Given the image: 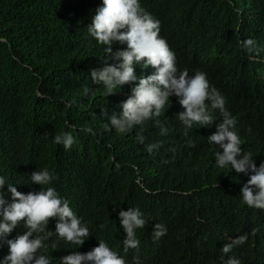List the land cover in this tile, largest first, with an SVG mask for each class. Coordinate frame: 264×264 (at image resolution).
<instances>
[{
    "label": "trees",
    "instance_id": "1",
    "mask_svg": "<svg viewBox=\"0 0 264 264\" xmlns=\"http://www.w3.org/2000/svg\"><path fill=\"white\" fill-rule=\"evenodd\" d=\"M101 3L0 0V175L27 193L40 188L29 184L31 173L47 167L55 176L51 186L69 199L92 233L78 249L63 241L56 250L49 247L52 264L72 251H90L98 239L129 264L136 256L141 264H221V248L238 236L246 242L228 255L240 264H264V210L248 207L240 197L249 177L216 167L207 140L219 117L212 127L194 126L185 135L176 117L183 108L173 96L160 116L164 132L151 120L127 133L107 126L103 112L119 115L132 85L107 95L90 76L105 59L103 46L87 32ZM141 3L160 21V35L174 50L178 68L206 73L225 97L242 149L259 166L264 162V0ZM248 39L253 44L242 47ZM124 47L113 45L114 51ZM153 71L136 66L138 76ZM86 127L95 135L80 131ZM65 131L75 137L68 150L54 140ZM149 144L156 145L151 153ZM130 206H138L148 223L137 231L139 249L125 252L118 212ZM55 223L50 218L49 230ZM155 223L167 227L159 241L152 238ZM23 230L20 226L9 238ZM7 252L6 245L0 247V257Z\"/></svg>",
    "mask_w": 264,
    "mask_h": 264
},
{
    "label": "clouds",
    "instance_id": "2",
    "mask_svg": "<svg viewBox=\"0 0 264 264\" xmlns=\"http://www.w3.org/2000/svg\"><path fill=\"white\" fill-rule=\"evenodd\" d=\"M160 31V21L142 6L141 0H102L96 8L87 32L103 46L105 59L102 67L90 71L92 81L102 85L107 95L126 84L132 85L131 94L120 103L119 115L113 112L109 116L107 111L103 112L107 126L110 130L127 133L151 120L164 132L160 116L170 106L173 96L183 108L176 117L183 124L185 135L194 126L212 127L219 117L216 131L207 136L208 143L213 146L215 165L249 177L240 190L241 200L250 208L264 210V162L257 166L253 154L243 151L237 120L226 108L225 97L211 86L207 74L196 71L190 75L187 70H180L174 50ZM117 43L126 44V47L114 51L113 45ZM252 44L248 39L242 47ZM109 60L115 63H108ZM137 65L144 69L151 66L154 71L138 76ZM80 131L95 135L90 127ZM138 139L143 143L142 136ZM54 140L65 150L75 143L72 131L56 135ZM155 147L149 144L147 151L151 153ZM29 178V184L39 185V190L24 193L16 187L18 183L0 175V247H8L7 254L0 257V264H52V256L47 254L49 247L56 250L58 241H63L78 249L92 234L89 224L70 206L69 199L51 186L55 180L53 172L47 167L37 168ZM118 217L125 233L124 251L138 250L137 231L145 228L148 218L138 206L120 209ZM50 218L56 220L54 231L49 230ZM20 226L24 230L15 238H9ZM166 234L167 227L155 223L153 240L159 241ZM246 239V236H238L225 243L221 248V264H240L238 258L228 254ZM98 241V246L90 251H72L60 257L59 264H129L106 240ZM132 264H141L138 256L133 257Z\"/></svg>",
    "mask_w": 264,
    "mask_h": 264
}]
</instances>
